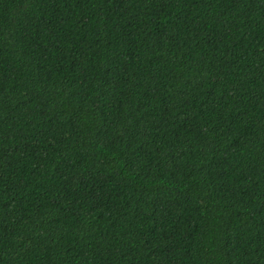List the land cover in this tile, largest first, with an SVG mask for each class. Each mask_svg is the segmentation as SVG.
Wrapping results in <instances>:
<instances>
[{
    "label": "trees",
    "instance_id": "trees-1",
    "mask_svg": "<svg viewBox=\"0 0 264 264\" xmlns=\"http://www.w3.org/2000/svg\"><path fill=\"white\" fill-rule=\"evenodd\" d=\"M0 264H264V0H0Z\"/></svg>",
    "mask_w": 264,
    "mask_h": 264
}]
</instances>
